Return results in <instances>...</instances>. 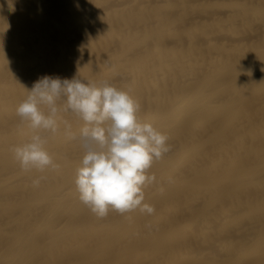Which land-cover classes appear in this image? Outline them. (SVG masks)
I'll use <instances>...</instances> for the list:
<instances>
[{
	"label": "bare ground",
	"instance_id": "obj_1",
	"mask_svg": "<svg viewBox=\"0 0 264 264\" xmlns=\"http://www.w3.org/2000/svg\"><path fill=\"white\" fill-rule=\"evenodd\" d=\"M45 76L107 81L168 136L154 214L79 200L85 124L64 97L59 170L21 168L16 110ZM0 264H264V0H0Z\"/></svg>",
	"mask_w": 264,
	"mask_h": 264
},
{
	"label": "clouds",
	"instance_id": "obj_2",
	"mask_svg": "<svg viewBox=\"0 0 264 264\" xmlns=\"http://www.w3.org/2000/svg\"><path fill=\"white\" fill-rule=\"evenodd\" d=\"M66 98L64 111L75 113L85 126L79 136L86 149L76 169L75 186L79 200L98 218L109 210L125 214L139 209L152 215L154 206L145 202V186L157 183L149 174L154 162L170 151L168 136L151 122L138 117L140 104L129 92L107 81L100 85L89 80L45 76L39 79L27 98L17 107V115L28 122L32 135L12 151L24 171H58L60 165L47 149L49 135L59 131L57 100ZM64 135L75 140L67 121ZM44 177L33 179L38 187ZM151 230V225H147Z\"/></svg>",
	"mask_w": 264,
	"mask_h": 264
}]
</instances>
